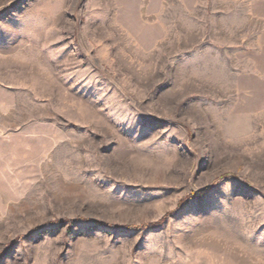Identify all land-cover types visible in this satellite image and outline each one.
Instances as JSON below:
<instances>
[{"label":"rangeland","instance_id":"1","mask_svg":"<svg viewBox=\"0 0 264 264\" xmlns=\"http://www.w3.org/2000/svg\"><path fill=\"white\" fill-rule=\"evenodd\" d=\"M0 264H264V0H0Z\"/></svg>","mask_w":264,"mask_h":264}]
</instances>
